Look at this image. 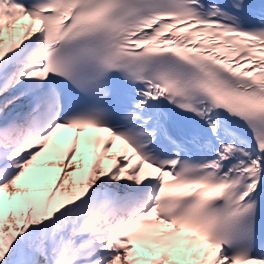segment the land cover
Wrapping results in <instances>:
<instances>
[{
	"label": "snow or ice",
	"instance_id": "obj_1",
	"mask_svg": "<svg viewBox=\"0 0 264 264\" xmlns=\"http://www.w3.org/2000/svg\"><path fill=\"white\" fill-rule=\"evenodd\" d=\"M0 264H264V0H0Z\"/></svg>",
	"mask_w": 264,
	"mask_h": 264
}]
</instances>
